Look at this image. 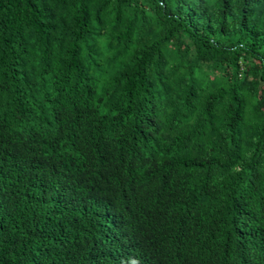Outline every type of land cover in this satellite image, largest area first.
Wrapping results in <instances>:
<instances>
[{
    "label": "trees",
    "instance_id": "1",
    "mask_svg": "<svg viewBox=\"0 0 264 264\" xmlns=\"http://www.w3.org/2000/svg\"><path fill=\"white\" fill-rule=\"evenodd\" d=\"M0 264H264V0H0Z\"/></svg>",
    "mask_w": 264,
    "mask_h": 264
}]
</instances>
